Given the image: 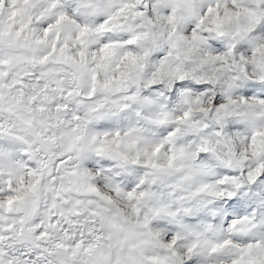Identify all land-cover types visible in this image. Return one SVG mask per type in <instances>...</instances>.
<instances>
[{
  "label": "snow or ice",
  "instance_id": "snow-or-ice-1",
  "mask_svg": "<svg viewBox=\"0 0 264 264\" xmlns=\"http://www.w3.org/2000/svg\"><path fill=\"white\" fill-rule=\"evenodd\" d=\"M0 264H264V0H0Z\"/></svg>",
  "mask_w": 264,
  "mask_h": 264
}]
</instances>
